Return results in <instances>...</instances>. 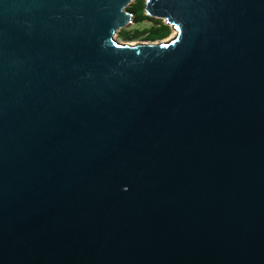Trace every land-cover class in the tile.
I'll use <instances>...</instances> for the list:
<instances>
[{
  "label": "water",
  "instance_id": "obj_1",
  "mask_svg": "<svg viewBox=\"0 0 264 264\" xmlns=\"http://www.w3.org/2000/svg\"><path fill=\"white\" fill-rule=\"evenodd\" d=\"M0 0V264H264V0Z\"/></svg>",
  "mask_w": 264,
  "mask_h": 264
},
{
  "label": "trees",
  "instance_id": "obj_2",
  "mask_svg": "<svg viewBox=\"0 0 264 264\" xmlns=\"http://www.w3.org/2000/svg\"><path fill=\"white\" fill-rule=\"evenodd\" d=\"M145 0H135L128 5L126 10L132 14V21L141 26L145 21L151 22L149 27L135 28L132 31L120 30L118 32L119 38L126 42L143 41V42H157L166 39L170 33L171 28L162 20L150 18L144 13Z\"/></svg>",
  "mask_w": 264,
  "mask_h": 264
},
{
  "label": "rangeland",
  "instance_id": "obj_3",
  "mask_svg": "<svg viewBox=\"0 0 264 264\" xmlns=\"http://www.w3.org/2000/svg\"><path fill=\"white\" fill-rule=\"evenodd\" d=\"M135 0H133L130 4H132L133 2H134ZM129 4V5H130ZM127 8V7H126ZM151 25V22H149V21H145L141 26H137L133 21L131 22V23H129V24H127L126 26H124L123 28H121L120 30H128V31H132V30H134L135 28H142V27H149ZM119 30V31H120ZM173 32H175L174 30H172L171 29V33H170V35L166 38V39H164V40H162V41H157V42H153V43H160V42H163V41H165V40H169V39H172L173 37H172V33ZM114 38L120 43V44H130V45H137V44H144V43H148V44H151L150 42H143V41H131V42H126V41H123V40H121L120 38H119V34H118V32L117 33H115V35H114Z\"/></svg>",
  "mask_w": 264,
  "mask_h": 264
},
{
  "label": "bare ground",
  "instance_id": "obj_4",
  "mask_svg": "<svg viewBox=\"0 0 264 264\" xmlns=\"http://www.w3.org/2000/svg\"><path fill=\"white\" fill-rule=\"evenodd\" d=\"M174 31H175V30H174ZM172 34H173L172 37L175 36V32H173Z\"/></svg>",
  "mask_w": 264,
  "mask_h": 264
}]
</instances>
